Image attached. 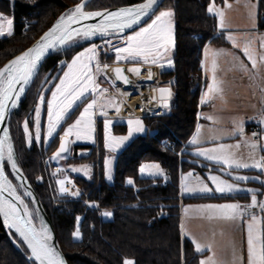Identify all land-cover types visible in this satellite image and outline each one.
I'll use <instances>...</instances> for the list:
<instances>
[{"label":"trees","instance_id":"obj_1","mask_svg":"<svg viewBox=\"0 0 264 264\" xmlns=\"http://www.w3.org/2000/svg\"><path fill=\"white\" fill-rule=\"evenodd\" d=\"M34 1L31 3L30 0H0V14L11 16L14 22V34L10 38L0 39V68L6 61L26 49L61 14L72 9L81 0ZM142 1L90 0L86 9L100 10ZM225 1L230 0H217L216 4L221 5ZM209 4L208 0H164L158 9L157 13L167 9L174 13L173 68L160 75V85L171 88L172 106L166 115L141 118L146 133L133 139L119 152L111 183L103 178L104 152L99 145L98 176L93 166L88 180L76 178L83 196L79 199L59 197L49 158L62 136L61 129L48 145H45L41 138L39 144L32 142L31 147L26 146L22 133L25 119L29 121V128H33L31 120L35 112V102L38 100L34 89L41 75L49 73V79L61 75L58 62H67L83 47L97 43V38L77 44L68 51L53 52L43 63L39 75L13 113L8 126L9 135L17 164L27 183L23 188L19 187L20 181L15 179L5 161L6 175L17 185L21 195L24 188L30 187L36 203H32L33 197L23 198L26 203L34 206L35 210L40 208L43 211L55 242L68 264H123L125 258L133 260L134 264H199L201 255L196 253L193 244L181 235V204L248 199L245 195L179 199L181 173L192 172L203 176L211 170L212 173L231 179L220 172V166L199 160L188 154L184 148L194 131L200 110L201 50L206 44H226L223 37L217 35L216 17L208 12ZM146 22L150 23V19ZM258 28L264 30V0H258ZM98 59L110 63L113 55L101 54ZM53 86L50 84L47 88ZM49 93L50 91L46 93L47 97ZM76 110L67 121H70ZM125 129V124L114 126L115 133L122 134ZM168 144L172 146L169 147ZM93 149L94 147L90 146L73 145L70 148L69 164L95 163ZM88 150L92 152L80 156V152ZM144 163H156L164 174L170 175L166 187L163 186L164 177H143L139 174V168ZM239 173L263 177V174L255 171ZM37 177L41 179L38 180ZM128 179L133 180L132 185L127 183ZM245 184L255 189L262 188L258 181ZM85 201L98 207L89 209ZM103 211H110L112 215L104 217L101 215ZM77 217H80L79 222ZM77 227L81 233L78 240L72 236ZM13 237L15 234H10L0 220V264H34L26 255L25 246L17 247L13 243ZM16 239L18 240V237Z\"/></svg>","mask_w":264,"mask_h":264},{"label":"snow or ice","instance_id":"obj_2","mask_svg":"<svg viewBox=\"0 0 264 264\" xmlns=\"http://www.w3.org/2000/svg\"><path fill=\"white\" fill-rule=\"evenodd\" d=\"M160 0H143L128 7H120L115 10H86L87 0H81L74 8L61 14L55 23L46 31L40 39L30 48L23 51L20 55L10 60L3 68H0V124H4L9 119L12 110L17 109L21 97L25 95L28 86L33 82L34 78L39 75L41 61L49 51H68L71 46L75 45L79 40H91L93 37L99 36L103 39L105 50H113L115 52V61L125 62L132 65L140 63L148 65H157L163 68L165 64L172 66L173 61L170 53L174 47L173 35V16L172 10H160L156 12ZM227 7V3H225ZM255 6H253L254 8ZM216 13L219 18L218 27L224 28L223 13L214 9L212 4L208 6V12ZM253 21L255 14L250 13ZM148 17L150 23L145 22L146 26H140L144 18ZM98 21L95 23H86L90 20ZM13 19L4 15H0V37L14 34ZM138 26V30L137 27ZM255 26V23H253ZM126 30H130L126 33ZM120 41V46L114 45L112 39ZM229 40L233 47H239L236 38L228 34ZM260 49H264V35L258 37ZM254 41H245L242 51L247 60L251 63L252 68L256 69L258 63H264V54L257 57V53L252 49ZM99 47L95 43L84 48L80 52H76L71 60L59 61L58 71L62 75L53 76L51 79L45 76L42 82V90L38 92V100L35 102V142L41 141V130L43 128L41 122L42 107L46 103L47 108V126L43 132V142L45 145L50 143V138L57 133V129L62 127V122H66L71 115V111L75 107H79V103H84L83 111L79 117L63 129V135L60 137V144L57 151L53 154L52 160L59 162L66 158L69 152V137H75L76 140H85L92 142L94 140V121L92 116L96 111L98 98L107 93V89H101L96 77L108 68L107 64L101 66L98 56ZM206 56L209 49H205ZM223 50L211 51L212 71L215 72L216 57L225 55ZM66 65V67H65ZM241 70L247 71L243 64ZM128 72L139 76L141 74L140 67H129ZM115 79L105 75V79L109 80L115 87V81H121L123 84H129V79L124 75L123 70L119 67L112 70ZM153 73L148 72L147 78L152 79ZM58 81V82H56ZM54 85L47 88V85ZM50 91L51 97H47L46 93ZM151 101L158 103L160 107L168 108L169 99L172 92L169 87L154 88ZM221 82L217 81L215 75L208 83V91L201 96V104L207 102L212 94L221 93ZM128 95V93H121ZM158 94V95H157ZM91 96V99H89ZM107 107H112L118 114L121 105L113 97ZM143 110V109H141ZM100 114L107 117L104 107L99 109ZM211 119V118H209ZM257 119V118H249ZM113 121L104 120V148L115 153L120 149L126 141L132 137L133 133L145 131L144 125L140 119L129 118L128 133L123 136H115L111 133L110 126ZM232 135H239L244 141L245 146L249 149L248 158L243 159L236 156L232 151L233 146L219 143L215 147L206 148L201 146L198 135H194L188 142L193 146V155L203 157L207 161L214 162L218 166L220 172L231 177V181L222 178L220 175L212 174L209 171L207 180L211 181V186L205 182L199 175L192 172L182 174L180 177L181 193H210L213 190L220 194L245 193L250 196V203L241 205L240 203H224L209 204L201 206L199 211L206 213L209 218L221 219L225 221H241L246 225L247 231V261L246 264H264V199H258V196H264V178L261 175L249 177L240 175L239 171L255 170L257 173L264 174V110L257 119L259 132H253L252 138H245V121L243 119L234 121ZM25 141L31 147L33 136L30 132L29 121L25 119L23 124ZM199 131V129H198ZM0 218L3 225L9 229L10 234L15 233L13 243L17 247L26 246L25 253L29 261L34 264H66V260L53 245L52 234L49 227L40 219L39 210L35 212L25 202L23 197H33L32 203L35 204L34 194L30 187L24 188L23 195L18 192L15 185L6 175L5 164L11 168L12 175L16 180L20 181L19 187L27 183V180L17 164L13 144L9 135V127L5 126L0 129ZM239 144L235 148H239ZM112 161L109 157L104 159V175L108 180L112 179L111 165ZM62 171L57 168L53 172L55 176ZM73 172H83L84 175H90V169L87 165L80 168L72 167ZM141 174L150 176H164L163 170L158 164H142L139 168ZM166 178V177H165ZM40 180V177H37ZM250 180L258 181L262 188L252 189L241 187V183H247ZM129 185L133 184L132 179H128ZM56 184L61 195L79 196L78 191H70L66 184H71L68 177L57 179ZM90 207H98V205L89 204ZM187 211V209H185ZM101 215L110 217V211H103ZM79 222L80 217L76 218ZM37 224L39 226H37ZM72 236L78 240L81 237L79 228L73 231ZM18 237V240L16 239ZM22 242V244L20 243ZM192 243L197 253L202 252L205 248L211 250V245H204L192 238ZM244 264L242 257H237L234 253L233 264ZM123 264H134L131 259L125 258ZM200 264H215L210 257L208 260H201Z\"/></svg>","mask_w":264,"mask_h":264},{"label":"rangeland","instance_id":"obj_3","mask_svg":"<svg viewBox=\"0 0 264 264\" xmlns=\"http://www.w3.org/2000/svg\"><path fill=\"white\" fill-rule=\"evenodd\" d=\"M30 1H31V3L35 2L34 0H30ZM216 3H217V1H216ZM216 3L214 5L210 2V4L213 5L214 9L219 10V11H221V6L224 5L221 12L223 13V21L225 22L224 23L225 26L228 25V26H232V27L238 26V27L247 28V27H251L253 25V23H255L256 27H258V0H230V1L223 2V4H221V5L216 4ZM225 3H227V5H228L227 7L225 6ZM253 6H255V7L253 8ZM74 7H75V5L72 8H74ZM86 10H88V9H86ZM250 13L255 14V21H253L252 17L250 16ZM0 15H2V14H0ZM4 16H6V15H4ZM215 16H216V13H215ZM7 17L12 18L11 16H7ZM217 19H218V17H217ZM141 26H146V25L143 24ZM137 30H138V28H137ZM173 33H174V24H173ZM4 38H10V37L9 36L0 37V39H4ZM96 38L98 39V42L95 44L98 46H101L98 49L99 56L101 54H103L104 56L110 55V54L113 55V60L110 63L109 62H103V61L101 62V60L98 59L101 66H103L104 64H107L108 66H112L113 68L114 67L117 68V65H127V66H131V67H133V66H138V67H140V66H143V67L152 66V67L157 69L159 80H160V75H162V72H164L168 69L167 64H165V66L163 68H160L157 65H148V64H143V63H140L138 65H132L129 63H125V62H117V61H115V52L113 50H110V49L107 51L105 50V46H103V39L101 37L96 36V37H93L91 40L96 39ZM84 41H87V40H79L75 45L80 44ZM112 43L114 45L120 46V41L115 39V38L112 39ZM75 45H73V46H75ZM90 45L83 47L80 51H82L84 48L89 47ZM73 46H71V47H73ZM219 46H222V45H217L216 47H219ZM62 50H59V51H62ZM80 51H78V52H80ZM170 55H171V53H170ZM99 56H98V58H99ZM70 60H71V58L68 61H70ZM65 67H66V65H65ZM149 71H151V70L148 69V72ZM154 73H155V71H154ZM109 74L110 73L105 69L100 75H98L96 77L97 82L100 85V88L101 89H107L108 91L113 90L112 83L109 80L105 79V75L108 76ZM61 75H62V72H61ZM45 76H49V73L41 75V77L38 80L37 85L34 89L35 90L34 95H38V92L42 90L41 85H42V82H43ZM137 78H139V77H137ZM137 78L135 77V79H137ZM232 82H234V81H229L230 85ZM224 85H226V86L222 89V91H224L225 89L226 90L231 89L230 87H228V81H226L224 83ZM201 86H202V83H200V90H201ZM46 87H48V85ZM231 90H232L233 94H235L239 98H240V96L237 94V92H239V93L241 91L246 92V93L250 92L249 89H242V87L239 88L236 85H234ZM48 97L49 98L51 97V92L49 93ZM89 99H91V96H89ZM109 100H110L109 98H106L103 96L99 97L98 103L96 106L99 105L101 107L108 108L107 103ZM87 102L88 101L86 100L84 103H87ZM84 103L78 102L79 107H75L74 110L71 111V114H72L77 109L76 113L72 116L70 121L62 122V127L58 128L57 132H59V130L61 129V134L63 135V129L67 128L69 124L73 123L76 120V118L79 117L80 112L83 111ZM109 109H112V107H109ZM43 110H45L44 114H43ZM168 112H169V110H168ZM147 113H149V111H147ZM247 118H248V121H245V118H241L240 116L237 117V119H239V120L243 119L245 121V138H252L253 132H259V130L257 129L258 126H257V128L252 126L251 131L247 132L246 124L251 121L249 119V116H247ZM92 119L94 121V127L96 129V131L94 133V140L92 142H89V141H85V140H76L74 136L69 137L72 141L69 148H71L73 145H83V146L94 147V149L92 151L94 152L95 163H92V164H84V163H82V164H69L68 161H69L70 155H71L70 150L66 154V158L59 160V162L52 160L51 159L52 156H50V158H49V162L51 163L52 176H53V172H55L58 167L62 169V171L58 172L55 176H53L57 195L61 198L79 199L81 196H83L82 188H81L80 184L76 181L75 175H80L82 177H89L90 178L92 171H93V166H94L95 174L98 176V173L100 170V163H99V161H100V147H99V145H101L103 152H104V156L102 158L103 178L106 182L111 183L113 180V175H114V166H115L116 157L119 154V152L122 151L126 146H128L133 139H135L137 137H142L146 133L144 121L141 118H132V119H140L144 125L145 131L133 133L132 137H130L129 140L126 141L125 144L120 149H118L115 153H111L104 148V120L106 118L96 119L95 113H94V115L92 116ZM128 119L129 118H125V119H110L109 118V120H112L114 122L113 125L110 126L112 135H115V136L127 135V133H128V124H127ZM31 121L33 123V128L30 129V132L32 133V136H33L32 142H35V112L32 115ZM41 122L43 125L41 135L43 136V132H44V130H46V126H47V108H46V105L44 106V108L42 107ZM251 122H253V121H251ZM209 123L210 124L201 123L199 126L200 127L199 131L197 130L196 135L199 136V139L202 137V130H208L209 131L208 138H210V140H213L212 141L213 143L206 145V146H203V147L211 148V147L217 146L219 143H223L225 145L233 146L232 151L235 152L237 157L243 158V159L248 158L249 149L245 146L244 141L241 139V137L239 135H235V136L232 135L234 123H232V125H233L232 128H222L221 127L222 125L218 120H210ZM116 124H125L126 125L125 132L122 134L121 133H115L114 126ZM256 125H258L257 122H256ZM22 130H23V132H22L23 138L25 140L24 129L22 128ZM218 131H222V132H218ZM56 134L57 133H55L53 135V137ZM42 136H41V138H42ZM52 138H50V141ZM225 138H231L232 140H230L228 142L221 141V139H225ZM25 144L27 147H29L28 144L26 143V141H25ZM237 144L240 145L239 148L234 147ZM89 152H90L89 150H88V152L87 151L86 152H80V156H83V155L86 156L87 153H89ZM106 156L109 157L112 161V163L110 165L111 175H112L111 180L106 179L105 175H104V159ZM98 157H99V160H98ZM144 164H156V163H144ZM83 165H87L89 167L90 175L86 176V175H84L83 172L71 171L72 167L80 168ZM186 173H188V172H184V173H181L179 175V188H180V177L182 174H186ZM59 174L61 177L59 176ZM139 174L143 177H153V176H150L147 174H141L140 171H139ZM196 175H198V174H196ZM240 175H245V174L240 173ZM65 176L69 177L72 180V182L74 184V186H73L74 191H78L80 193V195L78 197L77 196H71V195H61L59 193L58 186L56 184V180L59 178H64ZM199 176H201V175H199ZM155 177H160V175H157ZM222 178H225V177H222ZM225 179H227V178H225ZM205 182L211 186V181L205 180ZM241 187H243V186L241 185ZM245 188H247V187H245ZM210 193H216V192L213 190ZM183 194L187 195V194H202V193L195 192V193H183ZM216 194H220V193H216ZM240 194H245V193H239V194L231 193V194H220V195L238 196ZM262 199H264V197H262ZM224 203H230V202L227 201ZM224 203H221V204H224ZM89 204H93V203H88L85 201V205L87 208H89V209L95 208V207H90ZM29 207L34 212L36 211L34 206H31L29 204ZM200 208L201 207L194 208V209H196V211H194V209L192 210V208H190V207H185V209H187V211L184 212V217H185V219H184V230H185V233L191 237V241H192V238H195V240L200 242L201 244L211 245L210 251L207 248H205L202 251V252L207 251V253H205L204 255H201L200 261L201 260H208L211 257L212 260L215 261V264H233V255L235 253V255L237 257H242L244 264H246V261H247L246 225L241 223V221H239V220H237V221H225V220L215 219V218L210 219L206 213H203V212H200L197 210ZM40 219L43 220L41 216H40ZM43 221L48 226L47 222L45 220H43ZM37 226H39V225L37 224ZM49 231L51 232L52 237L55 238L52 231L50 230V228H49ZM194 249H195V247H194ZM200 261H199V264H200ZM237 264H239V261H237Z\"/></svg>","mask_w":264,"mask_h":264},{"label":"crops","instance_id":"obj_4","mask_svg":"<svg viewBox=\"0 0 264 264\" xmlns=\"http://www.w3.org/2000/svg\"><path fill=\"white\" fill-rule=\"evenodd\" d=\"M224 5L221 6V11ZM213 15H215V12H212ZM216 17V16H215ZM225 23V22H224ZM174 24V20H173ZM219 24V18L216 17V30L217 35H221L225 41V45L216 47L217 45L213 44H206L202 50H201V72H202V86L200 90V96H199V111L197 114V121L194 128V131L188 141L184 144L185 151L190 154L191 156L202 160L206 163L216 165L214 162H210L205 160L203 157H196L193 155V146L190 145L188 142L192 139L194 135L197 134V130L200 128L201 123H207L210 124V120H218L221 123L222 128H232V123L234 121H238L237 117L245 118V121H248L247 116L249 118H259V116L262 113V110H264V63H258L257 68L253 69L251 63L247 60V57L244 56L243 51L241 50L245 41H254L252 44V49L257 53V57H259L260 54H264V49H260L259 47V39L258 37L261 35H264V30H260L258 27L251 26V27H232V26H225L221 29L218 27ZM231 34L236 38V42L239 45V47H233L232 43L227 40V35ZM206 47L209 49V54L206 56L205 49ZM174 49V47H173ZM173 49L171 51L170 58L172 59ZM213 50H223L224 53H228L225 55H220L216 57V68L215 72L212 71V56L211 51ZM173 61V60H172ZM241 64L244 65V67L247 69V71L241 70ZM131 66H122L119 67L123 70V72H128V68ZM173 68L172 66H168V70H171ZM141 74L139 76L132 75L135 77H144L148 74V69H143L140 67ZM112 72V71H111ZM111 75V74H110ZM215 75V78L217 81L221 82V89H223L226 85L224 83L228 81V87L231 89L234 85L238 86L239 88L242 87V89H249L250 92H237V94L240 96H236L233 94L232 90H224L221 93H215L212 94L211 98L207 100L206 103L201 104V96L208 91V83L211 81V78ZM229 81H234L229 83ZM141 110V109H140ZM158 110V109H154ZM139 111V110H138ZM144 113H147V111L153 112V110H142ZM163 112V111H162ZM148 114V113H147ZM243 116V117H242ZM211 118V119H209ZM257 119H251L253 122H248L246 124V130L251 131V127L257 128L258 125H256ZM260 131V128H257ZM222 132V131H218ZM209 131L208 130H202V137L199 139L201 142V146H206L211 143H213V140H210L208 138ZM70 141L71 139L68 138ZM232 140L231 138H225L221 139V141L228 142ZM216 142V141H215ZM84 156V155H83ZM218 166V165H216ZM222 167V166H220ZM240 171H255V170H240ZM256 172V171H255ZM209 173H206L203 176H200L201 178L207 180V175ZM216 174V173H212ZM240 174V173H239ZM196 175V174H194ZM218 175V174H216ZM76 178H83L85 180H88L89 177H82L80 175H75ZM249 177H255L252 175H247ZM164 177V176H160ZM152 178H158V177H152ZM264 178V174L263 177ZM231 181V179H229ZM255 181V180H250ZM243 187L247 188H253L252 186H248L245 183H241ZM248 196V199L246 201H241L239 199L237 200H229L230 203H240L241 205H246L250 203V196L247 194H240ZM238 195V196H240ZM194 197H230V196H224L216 193H202V194H187L184 195L181 193V190L179 188V199H187V198H194ZM264 196H258V199H262ZM227 201H221V202H207V203H184L180 206V228H181V235L184 239L189 240L191 243V237L188 236L185 233L184 230V212L185 207H190L192 210L194 208H199L204 205L209 204H221ZM199 211V209H197ZM196 211V209H194ZM201 212V211H200ZM193 244V243H192ZM194 247V245H193ZM197 253V252H196ZM207 253L200 252L198 254L204 255Z\"/></svg>","mask_w":264,"mask_h":264},{"label":"built area","instance_id":"obj_5","mask_svg":"<svg viewBox=\"0 0 264 264\" xmlns=\"http://www.w3.org/2000/svg\"><path fill=\"white\" fill-rule=\"evenodd\" d=\"M208 1L215 5L217 0H208ZM112 68H113L112 66H108L106 70L111 74V75L109 74L108 77H111L114 80L115 77ZM145 68L155 71V75L152 76V79L149 80L147 78V75L145 77H140V78L136 77L137 79L135 80L128 78L130 82L127 85L123 84L121 81H115V87L113 86V90L107 91V93H105L103 97L109 99L114 97L117 100V102L120 103L121 110L117 114L114 108L109 109V107L108 108L104 107V110L107 112V117H105L100 114L99 109L101 108V106L98 105L96 106V111H95L96 119H102V118L125 119L131 117L146 118V117L161 116V115L147 114L142 112V110H140V109H147V110L158 109L156 102L150 100V98L153 95L152 90L160 86L159 83L160 80L157 73V69L152 66ZM113 69H115V67ZM121 93H128V95H122ZM166 114H168V110H165V112L162 115H166ZM167 146L170 147L172 146V144H168ZM169 180H170V175L164 174V181H163L164 187H166Z\"/></svg>","mask_w":264,"mask_h":264},{"label":"water","instance_id":"obj_6","mask_svg":"<svg viewBox=\"0 0 264 264\" xmlns=\"http://www.w3.org/2000/svg\"><path fill=\"white\" fill-rule=\"evenodd\" d=\"M90 0H87V3L89 2ZM143 2V1H142ZM142 2H139V3H142ZM164 2V0H160V3H159V5L157 6V8H156V12L158 11V9L160 8V6L162 5V3ZM136 4H138V3H136ZM132 5H135V4H132ZM132 5H127V6H121V7H128V6H132ZM117 8H120V7H114V8H107L108 10H115V9H117ZM100 10H104V9H100ZM89 11H96V10H89ZM98 19L99 18H97L96 20H90V21H87L86 23H95V22H97L98 21ZM149 18L148 17H145L144 18V21H142L141 22V25H143L147 20H148ZM55 23V22H54ZM53 23V24H54ZM52 24V25H53ZM52 25L50 26V27H48L46 30H44L26 49H24L23 51H25V50H27L28 48H30V47H32L39 39H40V37L46 32V31H48L49 30V28H51L52 27ZM140 25V26H141ZM134 27H137L138 28V26H134ZM130 30H126V33H128ZM23 51H21L20 53H18V54H16L14 57H12L11 59H9L8 61H6L3 65H2V67L1 68H3L10 60H12V59H14L16 56H18V55H20ZM54 51H49V53H47L46 55H45V57L43 58V60L41 61V66H40V68H39V72H40V70H41V68H42V65H43V63L45 62V60L53 53ZM37 77V76H36ZM36 77L34 78V80H33V82L28 86V88H27V90H26V93H25V95L24 96H22L21 97V101L23 100V98L26 96V94H27V92H28V90L30 89V87L32 86V84L34 83V81H35V79H36ZM128 77V76H127ZM159 87H168V86H159ZM158 88V87H157ZM170 88V87H169ZM170 90H171V88H170ZM172 92V91H171ZM152 94H153V92H152ZM158 95V94H157ZM21 101L19 102V105H20V103H21ZM156 105H157V107L158 108H160V109H165V110H170L171 109V106H172V96H171V98L169 99V107L168 108H163V107H160L159 105H158V103L156 102ZM15 110L16 109H13L12 110V113H11V115H10V117H9V119H7L6 121H5V123L4 124H0V129H2L3 127H5V126H9V121H10V119H11V117H12V115H13V113L15 112ZM0 134H2V132H0ZM59 144H60V140H59V142H58V145H57V147H56V149L54 150V152L52 153V156H53V154L57 151V149L59 148ZM11 169V168H10ZM39 209V213H40V215H41V217H42V219L43 220H45L46 222H48L47 221V218H46V216H45V214L43 213V211L40 209V208H38ZM0 220H1V222H2V224H3V221H2V218H0ZM9 230V229H8ZM13 234H15L14 232H13ZM52 243H53V245L54 246H56L57 247V249L60 251V249L58 248V246H57V244H56V242H55V238H53V240H52ZM25 248H26V246H25ZM61 252V251H60ZM62 254V253H61ZM63 255V254H62ZM64 257V256H63ZM65 258V257H64ZM66 260V259H65ZM66 264H68V262H67V260H66Z\"/></svg>","mask_w":264,"mask_h":264},{"label":"bare ground","instance_id":"obj_7","mask_svg":"<svg viewBox=\"0 0 264 264\" xmlns=\"http://www.w3.org/2000/svg\"><path fill=\"white\" fill-rule=\"evenodd\" d=\"M114 66V65H113ZM121 66H127V65H121ZM143 69H146L145 67H143V66H141ZM113 69V68H112ZM151 72L153 73V76L155 75V73H154V70H151ZM124 73V75H126V76H128V78H130V79H134L135 80V78H134V76L132 75V73H130V72H123ZM140 78V77H139ZM145 110H147V109H145ZM163 111V112H162ZM140 112V111H139ZM143 112V111H142ZM165 112V110L164 109H160V108H158V110H154L153 109V112H151V111H149V113L148 114H152V115H162L163 113ZM53 162V161H52ZM61 162V161H60ZM61 165V164H60ZM59 179H63V178H59ZM68 180H70L71 181V184H66V187H68L69 188V190L70 191H74V188H73V186H74V184H73V182H72V180L68 177ZM58 186V185H57ZM58 190H59V188H58ZM78 197V196H77ZM74 198V197H73Z\"/></svg>","mask_w":264,"mask_h":264}]
</instances>
